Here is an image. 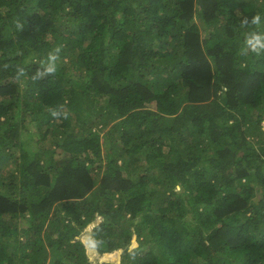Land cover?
Listing matches in <instances>:
<instances>
[{
  "label": "trees",
  "instance_id": "trees-1",
  "mask_svg": "<svg viewBox=\"0 0 264 264\" xmlns=\"http://www.w3.org/2000/svg\"><path fill=\"white\" fill-rule=\"evenodd\" d=\"M257 38L264 0H0V264H264Z\"/></svg>",
  "mask_w": 264,
  "mask_h": 264
},
{
  "label": "clouds",
  "instance_id": "clouds-1",
  "mask_svg": "<svg viewBox=\"0 0 264 264\" xmlns=\"http://www.w3.org/2000/svg\"><path fill=\"white\" fill-rule=\"evenodd\" d=\"M259 19H260V15L259 14L254 15L253 16V23H258ZM248 43L251 44V46H252V52L257 54V55H259L258 47H264V44L261 43L260 38H257L255 43H253L252 41H248ZM60 51H61V48L57 47V48L54 49V52L56 54L49 53L48 60L50 61L51 66L47 69L48 73L54 74L56 72V61L59 58L58 54L60 53ZM37 75H40L39 71L37 72ZM51 114L53 116H57L58 115V113L56 111H52ZM64 115H65V117L67 116L66 113ZM134 246L135 245H133L132 247H134Z\"/></svg>",
  "mask_w": 264,
  "mask_h": 264
},
{
  "label": "rangeland",
  "instance_id": "rangeland-1",
  "mask_svg": "<svg viewBox=\"0 0 264 264\" xmlns=\"http://www.w3.org/2000/svg\"><path fill=\"white\" fill-rule=\"evenodd\" d=\"M31 126L32 129H34V125L33 124H29V127ZM103 134V132L101 131V135ZM61 156V154H57L56 157ZM11 169L13 168V164H11V162L8 165Z\"/></svg>",
  "mask_w": 264,
  "mask_h": 264
}]
</instances>
